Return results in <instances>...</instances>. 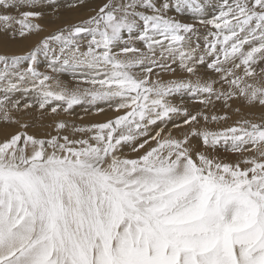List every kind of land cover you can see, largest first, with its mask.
I'll return each mask as SVG.
<instances>
[{"label": "snow or ice", "instance_id": "1", "mask_svg": "<svg viewBox=\"0 0 264 264\" xmlns=\"http://www.w3.org/2000/svg\"><path fill=\"white\" fill-rule=\"evenodd\" d=\"M85 3L0 0V29L13 40L38 35L33 21L46 9L57 16ZM209 7L104 0L26 53L0 52V121L21 129L0 140V264H264V114L209 130L194 125L228 113L191 114L171 101L264 108V0H222L211 16ZM201 27L210 29L202 44ZM60 74L78 86H62ZM101 105L115 115L59 120L54 135L29 134L13 116L33 107L99 114ZM175 117L173 128H189L180 137L165 131ZM219 146L240 159L209 155Z\"/></svg>", "mask_w": 264, "mask_h": 264}, {"label": "rangeland", "instance_id": "2", "mask_svg": "<svg viewBox=\"0 0 264 264\" xmlns=\"http://www.w3.org/2000/svg\"><path fill=\"white\" fill-rule=\"evenodd\" d=\"M221 1L219 0L218 2H221ZM60 2L63 5L65 3V0L64 1L63 0H60ZM103 2H104V0H86V3H85V5L83 7H78V8H75V9H69L67 7H63L62 6L60 8L59 14L57 16H53L51 14V9H46L45 10L44 17L33 21V23L40 24L41 27H42V29H43V31H41L38 35L33 34V35H30V36H27L24 39L17 38L15 40H13V39H10V36L8 35L6 37V41H5V45H6L7 48H11L10 47V42L11 41L14 44H16L17 46L20 45V47H21V48H19V50L17 52L15 51V52H8V53H10V54H19V53L20 54H23V53H26L28 50H30L37 43V41L41 37L47 35L50 32H53L55 29H57L58 27H60L62 25H65V24H73V23L79 22L80 20H82V19L86 18L87 16L91 15L92 14V10L95 9L98 5L102 4ZM216 2H217V0H211L212 6H216V8L209 7L207 9V13H208L209 16H211L212 14H215V12L218 11L217 10L218 9L217 8V5L218 4H216ZM2 9L3 8H0V11ZM21 10H23V9H21ZM4 11H5V9H3V12ZM8 12L10 14H12V15H18L17 10H15V9H11ZM0 30H1L0 32H4L2 29H0ZM208 30H210V29H205L203 27L200 28L201 43H203L202 38H203L204 34L205 35L207 34V31ZM20 43L24 44L25 46L22 45V44H20ZM1 45L2 44H0V48H1ZM140 46H142V45H140ZM24 48H26V49H24ZM1 49H0V52L2 51ZM262 66H264V65H262ZM39 68H40L41 71H46V62L43 60V58H41V62H40ZM201 69H202V71L200 72ZM201 69L199 68V70H198V73L199 74L203 73V74H206V77H209V76L210 77L211 76L212 77H215V74L213 76V73L210 72V71H208V70H206V68L204 69V67H201ZM59 76H60V80L61 79L64 80L61 83L62 86H66L68 88L71 87L69 89H72V88L78 86L76 84V82L71 78V75L70 74H64V75L63 74H60ZM184 76H186V74H184V73L182 74L180 71H177L175 78H180V77H184ZM54 77L57 80H59V77L58 76H55L54 75ZM169 78L170 77L168 75H165L164 76V79H166V80L169 79ZM190 100L192 101V99H189V101ZM231 102H233V103H231ZM231 102H230L231 103V107L230 108H225L223 102H216V103L212 104L211 106L210 105L207 106L208 108L205 107L204 105H200L202 107H200V108L198 107L199 108L198 110H197V106H193L192 107L193 104L189 103L191 105H190V107L188 109H190L189 113H191V114L200 113L199 110L200 111L202 110L201 112H205L209 116H211L213 114H215V115H222L223 113L227 112L228 113V116H229V119L226 120L227 122L225 123L224 126H223V122H221L223 120L216 121V122H213V121L209 120L207 122V126H213V127H214L215 124H216V127H218L217 126L218 124H221L222 126H220V128L231 126L233 124V122H236L237 120L245 119V118L250 119V120H253V121H258L261 118V115L264 114V108L260 107L258 104L255 105V106H247L246 104H243V102H241L240 100H235V101L232 100ZM34 108H35L36 111L34 110ZM191 108H193V109L191 110ZM83 109L84 108L81 107V106H76L74 108V110L71 112L70 115L69 114L65 115L66 113H63V112H61V114H60V112L58 114H51L49 110H43L42 111L38 107H33L31 109H28L27 111L14 112L13 115H14V117L16 116L15 119L19 120L21 124H25L26 123V124L29 125V127L26 129V131L29 134H33V135H36V136H46V135L51 134V133H52V135L55 134V132H54L55 131L54 125H55V122H57L59 120H64V121L67 120L68 123L71 122L70 124L86 125V124H89V123H92V122H103L104 120H106V119L114 116V114H115L114 112H112L111 115H108V116L106 115V117H105L106 119L105 118L102 119V117H104L103 113H99V114L94 113V112L83 113V111H84ZM236 109H240V111L237 112ZM195 111H197V112H195ZM31 112H32V115L33 116L31 115ZM104 113H106V112H104ZM29 117H30V119H29ZM74 117H77V118H74ZM81 117H82V119H81ZM21 118H23V119H21ZM182 118L183 117H181V119H180L181 121H182ZM180 120L178 121L176 119V121H177L176 124L177 123L178 124L181 123ZM2 122L3 121H1V123ZM204 122L205 121L203 119H200L199 124L194 125V126L195 127H198V128H202V125L204 124ZM1 123H0V130H1L0 132L3 133V136L4 137L7 134H10V132L11 133H13V132L15 133L17 131H20V125L18 127V124H15V125L10 124V125H8L6 123L4 125V123H3V125H2ZM50 125H51V127H50ZM199 125H200V127H199ZM5 127H7V128H5ZM48 127H50V128H48ZM167 127H169V129H171V131H174V132H172L173 134L171 133L174 137H177V135H179L178 137H180V136L183 135L181 133H185V131H187V130L189 131V128L188 127H181L179 129L178 128H176V129L173 128V125H170V126L167 125ZM13 128H15V130ZM17 128L19 130H17ZM184 128H185V130H184ZM220 128H217V129H220ZM4 129L6 130V132H5ZM182 129H183V131H182ZM214 129H215V127H214ZM2 130H4V131H2ZM175 130H176V132H175ZM8 131H9V133H8ZM45 131H46V133H45ZM68 133L70 134V130H69V132H66L64 134H68ZM78 138H79V136H78ZM2 139L3 138H1L0 140H2ZM199 141L200 140H197V142H199ZM195 142H192L191 146L193 148H195V149H200L201 151H203L204 149L202 147L201 141L199 142L200 145L198 143H195ZM198 146H199V148H197ZM218 149H220V150H218ZM225 149L226 148L224 146H219V147H217V149L215 151H209V155H212L213 154L212 155L213 157H215V158H217L219 160H220V158H222L221 161H223V162H226V161L227 162H230L231 161L230 163H234L235 161H237V159L238 160L240 159L238 157V155H236V154L228 151L227 149H226L225 152H222ZM124 152H125V154L128 153L129 155H134L131 152L129 153L128 151L127 152L124 151ZM214 152H216L218 155L215 154ZM235 157H236V159H234Z\"/></svg>", "mask_w": 264, "mask_h": 264}, {"label": "bare ground", "instance_id": "3", "mask_svg": "<svg viewBox=\"0 0 264 264\" xmlns=\"http://www.w3.org/2000/svg\"><path fill=\"white\" fill-rule=\"evenodd\" d=\"M64 1V0H63ZM219 0H217V2H216V4H220L221 2H218ZM215 4V5H216ZM218 5H217V8H218ZM97 6V5H96ZM212 7H214V8H216V6H212ZM211 9V8H210ZM11 9H8V11H10ZM218 10V9H217ZM2 12H3V9L1 10ZM0 11V12H1ZM215 11V10H214ZM217 12V11H216ZM1 31V30H0ZM9 34H6L5 32H0V44H2L1 45V52H17L18 50H19V48H21L20 47V45L19 46H17L16 44H14L12 41L10 42V47L11 48H7L6 47V45H5V41H6V37L8 36ZM205 35V34H204ZM20 42V41H19ZM24 42V41H23ZM20 44H22V43H20ZM202 44V43H201ZM22 45H24V44H22ZM25 46V45H24ZM24 49H26V48H24ZM23 51V50H22ZM26 51V50H25ZM20 54V53H19ZM262 66V65H261ZM201 69V68H200ZM205 69V68H204ZM207 70V69H206ZM205 70V71H206ZM179 71V70H178ZM202 71V69L200 70V72ZM204 71V70H203ZM183 74V73H182ZM185 74V73H184ZM64 75V74H63ZM198 75H200L201 77H203V78H207V79H215L216 78V76L215 77H206V74H203V73H201V74H199L198 73ZM213 76H214V73H213ZM59 77V81L62 83L64 80H60V76H58ZM65 77V76H64ZM72 78V77H71ZM183 78H185V79H188L189 77H187V75L186 76H184ZM54 79H56L55 77H54ZM191 79H195V77H191ZM72 83V82H71ZM69 88H71V87H69ZM75 88V87H74ZM18 96H19V94H17ZM189 99H192V101L190 100L189 101ZM171 101L174 103V104H180L181 103V101L183 102V106L184 107H187V108H189L190 107V105L191 104H193L192 105V107L193 106H197V110L200 108V107H202V106H200V105H202V104H200L195 98H192V97H189L188 95H184L183 97H181V96H173V97H171ZM235 101V100H234ZM189 103H191V104H189ZM231 103H233V102H231ZM244 104V103H243ZM241 105V104H240ZM211 106V105H210ZM248 106V105H247ZM101 107H104L105 108V111L104 112H106V113H104L103 112V115H104V117H102V119H104L105 117H106V115L108 116V115H111L112 114V110H110V109H108L106 106H104V105H101ZM199 107V108H198ZM208 108V107H207ZM37 109V108H36ZM193 108H191V110H192ZM196 109V108H195ZM34 110H35V108H34ZM82 110V109H81ZM84 110V109H83ZM234 110V109H233ZM36 111V110H35ZM188 111H190V109H188ZM202 111V110H201ZM200 110H199V112H201ZM213 111V110H212ZM195 112H197V111H195ZM83 113H85V111H83ZM60 114H61V112H60ZM262 114V113H261ZM31 115H32V112H31ZM65 115H67V114H65ZM70 115V114H69ZM102 115V114H101ZM115 115V114H114ZM14 116V115H13ZM33 116V115H32ZM60 116V115H59ZM232 116V115H231ZM16 117V116H15ZM37 117V116H36ZM66 117V116H65ZM259 117V116H258ZM20 118V117H19ZM74 118H77V117H74ZM255 118V117H254ZM21 119H23V118H21ZM29 119H30V117H29ZM71 119V118H70ZM106 119V118H105ZM176 119L179 121L180 119H181V117H175L171 122H169L168 123V126H170V125H173V124H176ZM183 119V118H182ZM238 119V118H237ZM236 120V119H235ZM256 120V119H255ZM181 121V120H180ZM55 122V121H54ZM66 122H67V120H66ZM221 122H223V126L225 125V123L227 122V121H221ZM0 123H1V121H0ZM3 123L4 122H2L1 124L3 125ZM31 123V122H30ZM71 123V122H70ZM69 123V124H70ZM202 123V122H201ZM233 123H235V122H233ZM6 123H4V125H5ZM52 124V123H51ZM178 124V123H177ZM8 125H10V124H8ZM13 125H15V124H13ZM7 126V125H6ZM218 127H216V124L214 125V127H215V129L216 130H218L217 128H220V126H222L221 124H218L217 125ZM3 127V126H2ZM18 127H19V124H18ZM50 127H51V125H50ZM50 127H48V128H50ZM199 127H200V125H199ZM214 127L213 126H207V123H205L204 122V124L202 125V128H207V129H209V130H215L214 129ZM5 128H7V127H5ZM14 130H15V128H13ZM54 129V128H53ZM173 129V128H172ZM176 129V128H175ZM179 129V128H178ZM5 130V129H4ZM4 130H2V131H4ZM17 130H19L18 128H17ZM21 130V129H20ZM168 130H171V129H169V127H167L166 126V129H165V131L167 132ZM184 130H185V128H184ZM1 131V130H0ZM51 131V130H50ZM178 131V130H177ZM182 131H183V129H182ZM188 131V130H187ZM187 131H185V132H187ZM5 132H6V130H5ZM13 132V131H12ZM32 132V131H31ZM55 132V131H54ZM172 132H174V131H171V133ZM175 132H176V130H175ZM8 133H9V131H8ZM11 133V132H10ZM14 133V132H13ZM45 133H46V131H45ZM50 133V132H49ZM52 134V133H51ZM69 134V133H68ZM173 134V133H172ZM178 134V133H177ZM176 134V135H177ZM181 134H184V133H181ZM0 139L1 138H4V136H3V133H1L0 132ZM175 135V134H174ZM179 135H177V137H178ZM77 138H78V135H77ZM197 140H200V138L199 137H193L192 139H191V144H192V142H195V143H198L199 145H200V141L199 142H197ZM197 146V145H196ZM197 148H199V146L197 147ZM195 149V148H194ZM200 150V149H199ZM218 150H220V149H218ZM124 151H128L129 153H130V151H129V149L127 148V147H125L124 148ZM226 151V149L224 150V151H222V152H225ZM125 153V152H124ZM215 154H217L216 152H214ZM211 154V153H210ZM220 154V153H219ZM127 155H129L128 153H127ZM213 155V154H212ZM211 155V156H212ZM218 155V154H217ZM216 155V156H217ZM231 156V155H230ZM221 157V156H220ZM239 157V156H238ZM224 158V157H223ZM240 158V157H239ZM222 158H220V160H221ZM233 159V158H232ZM234 159H236V157L234 158ZM238 160V159H237ZM227 162V161H226ZM231 162V161H230ZM236 162V161H235ZM234 162V163H235Z\"/></svg>", "mask_w": 264, "mask_h": 264}]
</instances>
